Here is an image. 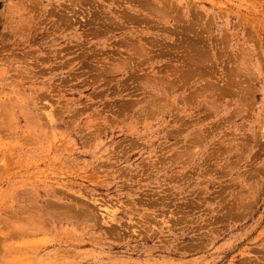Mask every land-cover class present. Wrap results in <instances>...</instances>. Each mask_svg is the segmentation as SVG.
I'll list each match as a JSON object with an SVG mask.
<instances>
[{
	"label": "rangeland",
	"instance_id": "374dc122",
	"mask_svg": "<svg viewBox=\"0 0 264 264\" xmlns=\"http://www.w3.org/2000/svg\"><path fill=\"white\" fill-rule=\"evenodd\" d=\"M0 264H264V0H0Z\"/></svg>",
	"mask_w": 264,
	"mask_h": 264
},
{
	"label": "bare ground",
	"instance_id": "6f19581e",
	"mask_svg": "<svg viewBox=\"0 0 264 264\" xmlns=\"http://www.w3.org/2000/svg\"><path fill=\"white\" fill-rule=\"evenodd\" d=\"M141 49V48H140ZM191 59V58H190ZM194 61V60H193ZM238 67V66H237ZM199 73V72H198ZM76 216V215H75ZM58 218V217H57ZM41 219V218H40ZM36 220V219H35Z\"/></svg>",
	"mask_w": 264,
	"mask_h": 264
}]
</instances>
